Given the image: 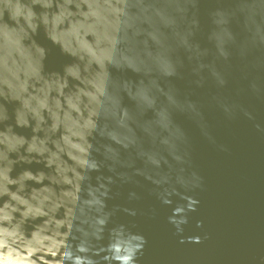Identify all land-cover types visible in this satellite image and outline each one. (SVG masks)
I'll return each mask as SVG.
<instances>
[{"label":"water","instance_id":"1","mask_svg":"<svg viewBox=\"0 0 264 264\" xmlns=\"http://www.w3.org/2000/svg\"><path fill=\"white\" fill-rule=\"evenodd\" d=\"M0 264H264V0H0Z\"/></svg>","mask_w":264,"mask_h":264}]
</instances>
